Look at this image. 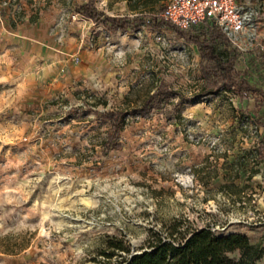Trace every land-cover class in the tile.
Masks as SVG:
<instances>
[{"label":"rangeland","instance_id":"obj_1","mask_svg":"<svg viewBox=\"0 0 264 264\" xmlns=\"http://www.w3.org/2000/svg\"><path fill=\"white\" fill-rule=\"evenodd\" d=\"M85 1L0 0V264H95L109 236L139 251L174 219L264 247V103L205 92L195 43L167 27L110 30L76 12ZM96 2L132 15L166 0ZM258 39L235 66L264 87V18ZM108 110L124 119L106 152Z\"/></svg>","mask_w":264,"mask_h":264},{"label":"trees","instance_id":"obj_2","mask_svg":"<svg viewBox=\"0 0 264 264\" xmlns=\"http://www.w3.org/2000/svg\"><path fill=\"white\" fill-rule=\"evenodd\" d=\"M163 9L160 8L158 12ZM76 12L108 29L133 32L143 25L151 28L167 27L180 37L195 43L201 53V71L207 82L203 90L216 92L221 89H245V93L255 92L254 103H264V87L251 84L243 72L236 70V62L241 55L238 47L231 44L228 37L208 21L187 29L180 28L173 22L161 18L153 11H139L135 14H110L97 5L96 0H87L75 5ZM222 40L226 46L225 54L217 49ZM168 90L166 83L160 86L144 101L143 105L134 108L135 112L148 110L157 95ZM247 102L246 108L253 110ZM101 117L111 121L112 127L104 142L108 152L119 145L118 137L122 130L124 111H99ZM260 158L264 159V138L257 146ZM141 252L134 253L132 246L124 236L111 235L94 257L95 264H252L264 255V247L253 242L241 232L217 233L210 226H185L182 219H174L160 230H152L140 247ZM239 250L240 255L234 258L229 252Z\"/></svg>","mask_w":264,"mask_h":264},{"label":"built area","instance_id":"obj_3","mask_svg":"<svg viewBox=\"0 0 264 264\" xmlns=\"http://www.w3.org/2000/svg\"><path fill=\"white\" fill-rule=\"evenodd\" d=\"M187 29L204 21L224 33L231 44L240 50L258 42L264 18L262 0H166L158 13Z\"/></svg>","mask_w":264,"mask_h":264},{"label":"crops","instance_id":"obj_4","mask_svg":"<svg viewBox=\"0 0 264 264\" xmlns=\"http://www.w3.org/2000/svg\"><path fill=\"white\" fill-rule=\"evenodd\" d=\"M109 13V12H108ZM111 14V13H110ZM36 32H33V33H22V32H19L18 35H21L22 37H28L27 35L30 36V34H35ZM27 34V35H26ZM1 40H3V38L1 37Z\"/></svg>","mask_w":264,"mask_h":264},{"label":"water","instance_id":"obj_5","mask_svg":"<svg viewBox=\"0 0 264 264\" xmlns=\"http://www.w3.org/2000/svg\"><path fill=\"white\" fill-rule=\"evenodd\" d=\"M138 252H141V250H139V251H138V250H134V251H133V254H134V253H138Z\"/></svg>","mask_w":264,"mask_h":264}]
</instances>
